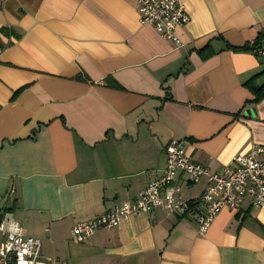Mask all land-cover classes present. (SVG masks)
Returning <instances> with one entry per match:
<instances>
[{"label":"crops","instance_id":"crops-1","mask_svg":"<svg viewBox=\"0 0 264 264\" xmlns=\"http://www.w3.org/2000/svg\"><path fill=\"white\" fill-rule=\"evenodd\" d=\"M182 1L176 47L135 0H0V216L41 238L49 264H264V210L248 202L204 234L156 208L71 237L158 178L173 139L213 173L264 146V97L247 85L264 84V59L245 48L264 0ZM175 182L190 199L208 183Z\"/></svg>","mask_w":264,"mask_h":264},{"label":"built area","instance_id":"built-area-1","mask_svg":"<svg viewBox=\"0 0 264 264\" xmlns=\"http://www.w3.org/2000/svg\"><path fill=\"white\" fill-rule=\"evenodd\" d=\"M139 21L151 25L176 47L183 46L177 30L191 21L182 0H135ZM253 51L264 59V24L260 35L250 43ZM167 163L162 174L150 181L138 197L115 206L103 215L77 223L71 237L87 241L99 229H114L131 217L164 208L180 215L193 214L199 232L204 234L223 209L239 210L245 203L264 210V146L252 145L245 154L237 155L232 165L221 173H213L193 161L185 152L183 140L173 139L165 147ZM180 173L190 182L207 178L203 194L195 199L182 196L176 184ZM42 239L26 233L11 213L0 216V264H49L41 255ZM54 264H68L57 261Z\"/></svg>","mask_w":264,"mask_h":264},{"label":"trees","instance_id":"trees-1","mask_svg":"<svg viewBox=\"0 0 264 264\" xmlns=\"http://www.w3.org/2000/svg\"><path fill=\"white\" fill-rule=\"evenodd\" d=\"M245 48L246 49H252L253 50V47H251L250 45L248 46V48L247 47H245ZM245 48H243V49H245ZM247 85L249 87H251V89H253V91L255 92V94H257V97L255 98V101H259L261 98L264 97V84L262 86H260V87H257V86L251 85L250 82H248Z\"/></svg>","mask_w":264,"mask_h":264}]
</instances>
